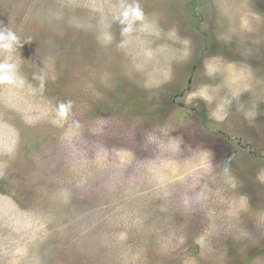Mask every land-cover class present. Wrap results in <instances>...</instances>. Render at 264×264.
I'll list each match as a JSON object with an SVG mask.
<instances>
[{"label":"rangeland","instance_id":"374dc122","mask_svg":"<svg viewBox=\"0 0 264 264\" xmlns=\"http://www.w3.org/2000/svg\"><path fill=\"white\" fill-rule=\"evenodd\" d=\"M0 264H264V0H0Z\"/></svg>","mask_w":264,"mask_h":264},{"label":"clouds","instance_id":"9594fccd","mask_svg":"<svg viewBox=\"0 0 264 264\" xmlns=\"http://www.w3.org/2000/svg\"><path fill=\"white\" fill-rule=\"evenodd\" d=\"M124 15H125V17L127 18L128 13L125 12ZM135 15H136L137 17H139V16L141 15V13H140L139 11H136ZM121 23H123V21H121ZM12 39H15V37H12ZM4 47H8V45L5 44Z\"/></svg>","mask_w":264,"mask_h":264},{"label":"water","instance_id":"95a60500","mask_svg":"<svg viewBox=\"0 0 264 264\" xmlns=\"http://www.w3.org/2000/svg\"><path fill=\"white\" fill-rule=\"evenodd\" d=\"M207 123H205V126H206Z\"/></svg>","mask_w":264,"mask_h":264}]
</instances>
